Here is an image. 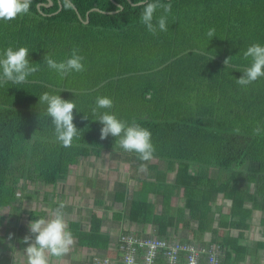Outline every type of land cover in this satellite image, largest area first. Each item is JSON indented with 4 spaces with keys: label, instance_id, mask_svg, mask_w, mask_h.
Here are the masks:
<instances>
[{
    "label": "trees",
    "instance_id": "16d2710c",
    "mask_svg": "<svg viewBox=\"0 0 264 264\" xmlns=\"http://www.w3.org/2000/svg\"><path fill=\"white\" fill-rule=\"evenodd\" d=\"M59 1L57 10L58 0L39 7L38 2L48 0H31L27 14L0 21V52L26 47L30 63L39 68L22 84L0 86V208L9 205L18 190L21 199L31 197L23 192L28 182L54 185L82 156L117 149L141 163L137 154L116 146L115 137L100 139L102 125L90 112L96 98L106 96L113 107L100 112L136 122L151 132L157 162L146 165V176H167L176 164L173 186L184 187V206L193 211L198 204L193 198L203 185L205 192H220L230 200V210L221 214L218 226L236 227L239 234L221 237L219 244L225 251L221 264H245L249 254L254 263L264 264V241L251 248L241 241L250 227L245 220L251 219L253 210L264 212V108L258 115L251 114V106L264 107V77L242 87L236 79L250 63L233 61L232 67L229 59L226 67L217 59L228 57V53L221 56L220 41L225 46L243 42L238 34L242 24L228 22L223 14L225 9L235 13L230 6L239 0H162L171 3V12L157 9L154 22L167 15L168 31L155 35L140 22L142 8L127 0ZM118 5L122 9L111 12ZM213 28L216 36L210 39L207 32ZM74 49L83 57L84 71L61 78L44 64L45 54L60 62ZM44 92L76 104L73 123L78 133L69 148L56 140L46 105L39 104ZM257 127L259 135L253 131ZM209 169L215 170V177H209ZM152 184L143 181L126 217L144 225L156 222L159 236H164L172 223L154 214L147 202L146 186ZM120 196L117 192L116 198ZM59 204L54 200L51 210ZM198 224L203 230L201 217ZM101 225V218L91 215L87 229L69 231L78 245L106 250ZM10 263L1 249L0 264Z\"/></svg>",
    "mask_w": 264,
    "mask_h": 264
},
{
    "label": "clouds",
    "instance_id": "9594fccd",
    "mask_svg": "<svg viewBox=\"0 0 264 264\" xmlns=\"http://www.w3.org/2000/svg\"><path fill=\"white\" fill-rule=\"evenodd\" d=\"M30 3L31 0H0V21H12L27 14ZM135 6L142 8L140 22L149 33L155 35L158 32L168 31L167 15H161L154 22V13L157 9H163L165 14L170 13L171 3H163L162 0H137ZM207 36L210 39L216 36L215 29H209ZM28 57L29 50L26 47L18 49L8 47L0 52V86L9 82L13 85L22 84L30 75L39 70L36 64L30 63ZM230 57L224 60L226 67ZM243 58L249 60L250 65L242 69L243 75L236 79V83L246 87L264 77V46L253 43L244 51ZM82 60L83 57L75 49L68 59L60 62L49 55L44 56V64L61 78L71 72L84 71ZM39 104L46 105L45 114L51 118L54 125L56 140L65 148L71 147L78 133L73 123V110L77 109L74 100H65L60 95L44 92L39 96ZM112 107V99L104 96L97 97L95 106L91 108L90 113L96 117L94 120L102 125L100 139L104 140L111 135L116 138V146L125 152L137 154L141 161H150L155 151L151 142V132L136 122L129 124L107 111L100 112V109ZM83 118L87 119L88 115ZM253 131L254 134L259 135L261 129L257 127ZM144 167L145 165L141 164L140 169L143 170ZM63 209L64 204L60 203L51 213L50 218L39 217L29 222L30 235H26L22 241L27 245L24 248L27 264H50V257L60 258L69 252L74 244V238L64 221Z\"/></svg>",
    "mask_w": 264,
    "mask_h": 264
},
{
    "label": "crops",
    "instance_id": "0c3cea01",
    "mask_svg": "<svg viewBox=\"0 0 264 264\" xmlns=\"http://www.w3.org/2000/svg\"><path fill=\"white\" fill-rule=\"evenodd\" d=\"M236 45L233 44V45L225 46L220 44L219 48H220L221 56H223L225 53H228V57L231 56L230 59L232 60L231 61L232 67H235L233 61H238L239 64L245 63L246 66L247 62L250 63V61L245 60L243 56L240 58L239 53L246 51L248 47H245L244 45L240 44L237 46L235 51H233L234 46ZM261 45L264 46V44ZM242 47H245V50ZM217 59L221 60V62L224 64L223 57L221 58L217 57ZM243 66L244 65H239V67H243ZM251 108H252L251 110L253 111V113L251 114L258 115L260 114L259 112H261V110L264 107L253 105L251 106ZM104 151H108L113 155L122 153L117 149L103 150L101 151V153ZM100 154L97 157H99ZM91 156H95V155L82 156V157L87 158ZM127 156H128V164L135 165L136 163L135 161H137V158L129 154H127ZM156 162L157 159L153 157L150 161H147L145 163L154 164ZM146 165L144 168V175L142 176H107L108 178L104 185V188H101L96 192L91 190V192L94 193L92 194V199L90 201V203H92L93 205L92 207L89 208V210L90 209L91 210L88 211L86 214L83 215L80 214L81 216H78L75 219H70L69 221L66 222L68 230L69 229L85 230L88 228L89 216L92 215L95 217H99L102 220L101 232L106 235L108 242V246L106 250H99L95 248L80 246L77 244L76 239H74V247H72V250H69V252L67 253L68 255L67 254L65 255L68 257V259L72 260L73 263L71 264H90V260L94 255L112 256V251L116 247L118 237L121 233H133L140 236L156 235L158 237L167 238L169 240H181L193 244H203L206 242H212V243H217L221 248L222 246L221 244H219L221 237L227 235H230L232 237H238L239 230L236 227L221 228L220 226H218V221L220 219L221 214H226L230 210L229 199L223 197L220 192H217L215 194L205 192L204 190L207 187L203 185L197 189L196 194L193 198V200L198 202L195 210L193 211V208L191 207L188 208L184 206L186 201L184 187L173 186L176 177L174 176L176 164L174 165V169L168 172L167 176H146L145 173ZM207 174L210 175L208 171ZM70 177L72 176L69 177L65 176L57 180V183L58 182L63 183V190L61 191V195L63 196L65 195V193H68L73 190H75L76 193L78 194V190L76 186L78 188L80 186V189L82 191H85V186H87L85 181L87 180H91L90 185H92V187L102 186V179H105L104 177L106 176H79V177L73 176V184H72L73 188L72 190L71 189L67 190L66 185L64 183L66 180H69ZM209 177H215V176H209ZM99 179L101 181L96 182V180ZM155 180H158V183H155ZM143 181L145 182L149 181L154 183L152 185L146 186L147 194H145L147 202L152 204L153 213L157 215L166 216L168 221H166L165 223H169V221L172 223L171 225H168L167 228L165 229L164 236H159L158 224L156 222H151L144 225L140 222L129 220L126 217L127 213L134 208V201L132 197L136 192L141 190ZM109 191H113L111 200H109L108 198ZM117 192L122 194L120 198H116ZM31 197H33V195ZM26 199L29 201L30 197L25 198V200ZM80 201L81 200L78 201V206L76 205L77 210L79 212L82 207L81 205L82 203ZM59 203H63V202H59ZM246 205L248 206V204ZM192 213L195 214L196 217H194ZM199 217H201V219L203 220V225H202L204 228L203 230L200 229L198 224ZM82 218H83V222L81 221ZM262 218H264L263 211L253 210L251 219L245 220V223L249 224L250 227L246 231H243V237L241 238V241L243 242L245 241L247 246H249L250 248L252 247L253 243H255L256 241H260V240L264 241V225L262 224ZM256 225H258L260 228ZM213 236H215V239H213ZM223 253L225 256L224 250ZM262 253L263 252H261V254ZM62 260L63 257L60 258L50 257V264H61L64 262ZM85 261L86 263H84ZM66 264H70V263H66ZM245 264H262V263L260 261L258 263H254L253 255L249 254L246 258Z\"/></svg>",
    "mask_w": 264,
    "mask_h": 264
},
{
    "label": "rangeland",
    "instance_id": "374dc122",
    "mask_svg": "<svg viewBox=\"0 0 264 264\" xmlns=\"http://www.w3.org/2000/svg\"><path fill=\"white\" fill-rule=\"evenodd\" d=\"M227 7L223 6L222 9ZM230 7L235 10V13H228L225 9L223 14H226V18L229 19L228 22L239 20V24H242L239 26L240 33L238 34L242 35L244 43L241 41L240 44L242 43L243 45H246L245 47H249L253 43L264 44V0H239L235 5L232 4ZM205 14L212 13L207 12ZM218 31L220 32L221 28H218ZM225 38L226 37H224V40ZM238 45L234 46L233 51H235ZM245 47L242 48L245 50ZM243 53L244 52L239 53L240 58L243 56ZM144 163L145 162L142 161L140 165H137V163H135V165L128 164V156L126 153L113 155L108 151L102 152L99 157H81L69 168L67 176L72 177L64 183L67 190H72L73 188V176L106 177H104L105 179H102V186L92 187V185H90L91 180L85 181L87 184V186H85V191H82L79 185V188L76 186L78 194L73 190L65 193L64 196L61 195L63 183L60 182H56L54 186L46 185L38 181L28 182L23 189V192L31 193V196L33 195V197H30L29 201L27 199L25 200V198L21 199L19 196L20 191L18 190L16 192V197L11 200L10 204L0 208V251L3 249V252L11 258L10 264H27V257L24 251V248L27 247V245L22 241L26 235H30L28 228L29 222L32 219L39 217L50 218V215L53 212L51 210V203L54 200L65 204L63 213L64 221L66 223L70 219H75L91 210H89V208L93 205L90 201L92 199V194H94L91 190L96 192L97 190L104 188L108 178L107 176H142L144 175V169L141 170L139 166ZM146 164L148 163H145V165ZM208 173L211 176H214L215 170L209 169ZM100 181V179L96 180V182ZM112 192L113 191H109V200L112 199ZM79 200H81L80 202L82 203L80 212L76 207V205L78 206ZM81 221L83 222V218ZM72 247H74V244L70 247V250H72ZM62 261L64 262L61 264L73 263L72 260L68 259L65 255L63 256ZM84 263H86V261Z\"/></svg>",
    "mask_w": 264,
    "mask_h": 264
},
{
    "label": "built area",
    "instance_id": "2783aa9c",
    "mask_svg": "<svg viewBox=\"0 0 264 264\" xmlns=\"http://www.w3.org/2000/svg\"><path fill=\"white\" fill-rule=\"evenodd\" d=\"M224 256L217 243L193 244L156 235L121 233L109 255H94L90 264H221Z\"/></svg>",
    "mask_w": 264,
    "mask_h": 264
},
{
    "label": "water",
    "instance_id": "95a60500",
    "mask_svg": "<svg viewBox=\"0 0 264 264\" xmlns=\"http://www.w3.org/2000/svg\"><path fill=\"white\" fill-rule=\"evenodd\" d=\"M130 4H132V5H136V3H132L130 0H127ZM51 4V0H48V2L47 3H42V2H38L37 4H36V6L37 7H39L40 5H43V6H49ZM58 4H59V6H58V9L57 10H59L60 8H61V3H60V1L58 0ZM73 6V5H72ZM73 8H74V10L76 11V13L78 14V12H77V9L75 8V6H73ZM93 9H95V10H99V9H97V8H91V10H93ZM120 9H122V5H118V9H116V10H114V11H111V12H116V11H118V10H120ZM88 13V12H87ZM87 13H86V19H85V22L88 20V15H87ZM79 16V15H78Z\"/></svg>",
    "mask_w": 264,
    "mask_h": 264
}]
</instances>
